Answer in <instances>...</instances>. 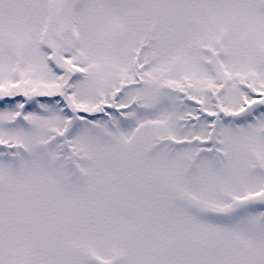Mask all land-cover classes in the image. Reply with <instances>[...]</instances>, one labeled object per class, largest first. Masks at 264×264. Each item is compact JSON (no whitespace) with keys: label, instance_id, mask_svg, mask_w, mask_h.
<instances>
[{"label":"snow or ice","instance_id":"6c2138e0","mask_svg":"<svg viewBox=\"0 0 264 264\" xmlns=\"http://www.w3.org/2000/svg\"><path fill=\"white\" fill-rule=\"evenodd\" d=\"M0 264H264V0H0Z\"/></svg>","mask_w":264,"mask_h":264}]
</instances>
